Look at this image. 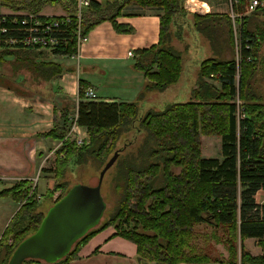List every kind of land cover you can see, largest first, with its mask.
<instances>
[{
  "label": "trees",
  "instance_id": "1",
  "mask_svg": "<svg viewBox=\"0 0 264 264\" xmlns=\"http://www.w3.org/2000/svg\"><path fill=\"white\" fill-rule=\"evenodd\" d=\"M258 1V8L242 17L243 21L224 17L229 25L222 24L219 17L187 12L182 0L90 2L81 15V37H87L104 22L120 34H132L134 29L117 22L131 5L163 11L159 44L139 51L134 65L146 78L145 93H163L180 81L184 56L174 43L175 38L182 39L180 30L184 25L197 34V41L199 37L205 39L217 57L201 62L197 88L188 102L148 110L138 102L84 100L88 84L79 81L74 123L85 129L87 144L83 141L78 145L69 139L71 101L61 100L62 122L38 135L65 145L55 154L53 168L46 170L54 174L53 191L63 188L57 179L64 172L74 170L73 167L80 169L89 162L101 166L114 147L124 143V148L110 168L113 173L108 197L113 207L108 219L54 264L69 263L93 236L109 227L116 230L117 236L135 243L139 259L150 264H264V253L254 256L244 245L255 239L264 252V205L255 199L264 191V96L256 87L257 73L264 70V0ZM56 4H62L71 17L61 37L65 43L51 52L10 48L2 43L7 35H0V87L23 98L49 99L50 94L54 96L49 88L51 80L64 71L72 72L49 58L76 55L77 1L0 0V8L31 15H39L42 7ZM21 15L2 16L7 24L0 22V28L11 26L10 21ZM40 18L51 21L61 17ZM236 23L241 24V36L234 32ZM223 52L234 56L228 58ZM208 78L220 82L221 89L208 83ZM237 98L244 102L248 116L240 122ZM201 136L221 138L223 160L202 157ZM60 154L65 155L64 160ZM64 189L52 205L63 197L67 187ZM53 191L45 195L50 201ZM35 196V189L25 180L0 191V197L19 205L0 237V264H8L15 248L39 228L46 213L38 211ZM214 244L224 245L227 259L212 255ZM23 264L46 263L26 260Z\"/></svg>",
  "mask_w": 264,
  "mask_h": 264
},
{
  "label": "crops",
  "instance_id": "2",
  "mask_svg": "<svg viewBox=\"0 0 264 264\" xmlns=\"http://www.w3.org/2000/svg\"><path fill=\"white\" fill-rule=\"evenodd\" d=\"M182 1L187 12L200 16L219 17L217 20H221L222 24H225L227 22L224 21V17L232 20L248 16L247 7L252 0ZM92 2L103 4L104 0H92ZM61 5H46L40 10L39 16L49 18L66 16L67 12ZM20 14L24 13L0 8V16ZM162 15L163 11L159 9L128 6L123 10V14L117 19V22L134 29L132 34H120L113 29L110 23L104 22L89 33L85 41L77 47L76 55L73 57L51 56L50 62L60 65L62 69H72V72L64 71L62 75L53 78L49 83L50 92L54 93L53 90L59 88L62 95L75 101L78 98V83L84 81L88 87L93 89L99 102H138L143 105L144 110L173 103L169 101L160 104L155 100L163 96L174 85L163 93H145L146 78L141 72L134 69L138 52L151 49L159 44ZM227 24L229 25V23ZM234 25L236 26L234 28L236 36H241V24ZM205 45V48H209L207 43ZM197 48L199 50L197 53H201V48H204V45H198ZM129 53H133L134 56L130 57ZM211 53L213 58L217 57L214 50H211ZM222 55L228 58L234 56L230 52H223ZM196 57L197 62L201 64L207 56L203 54L198 57L196 54ZM198 74L199 70L195 84L190 89L191 98L193 90L197 88ZM206 81L219 90L222 87V84L214 79L208 78ZM51 97L50 94L49 99L47 97L43 99L23 98L0 87V191L17 181L25 180L29 182L32 189H35L36 195L42 197L43 194L37 191V187L32 186L33 180L40 172L45 173L42 176L40 174L42 177L40 184L44 193L47 194L52 190L51 179L49 180V173L46 170H49V157L55 150L51 146L60 142L38 137V135L49 132L53 127V100L49 103ZM74 110L76 111V108ZM81 129L83 128L76 126L74 131ZM69 139H71V135ZM208 140L211 141V138ZM208 154L206 155L211 156ZM204 156L205 153L202 157L208 159ZM219 160H223V157ZM261 195L264 198V191H260L255 199L258 200ZM18 209L19 205L11 199L0 197V237ZM116 233V230L111 227L97 233L67 264H150L139 259L135 243L117 236ZM250 240L255 241V239ZM248 241L245 242L246 247H248ZM248 249L250 250L249 247Z\"/></svg>",
  "mask_w": 264,
  "mask_h": 264
},
{
  "label": "rangeland",
  "instance_id": "3",
  "mask_svg": "<svg viewBox=\"0 0 264 264\" xmlns=\"http://www.w3.org/2000/svg\"><path fill=\"white\" fill-rule=\"evenodd\" d=\"M135 6H137V5H135ZM183 28L184 27H182V29L180 30V34L182 36L181 37L182 39L176 40V38H175V43H174V45H176V47L178 48V51H180L182 53V55L184 56L183 74H182V77H181V79L177 85H174L172 88L167 90V92L163 96H160L158 99L155 100V102L158 101L160 104L164 103V102H169V101H171L173 103L188 102L191 99L190 89H192L194 84H195V81L197 78V73H198V70L200 67V63L197 62L196 54H198V57H200L204 54L207 56L206 59H210L213 57V55L210 51V48H205L206 47V45H205L206 40L205 39H202L201 37H199L200 40L197 41L196 40L197 34H194L192 31L189 32L186 28H184V29H186L184 31ZM235 28H236V26H235ZM198 45H200V46L204 45V48H201V50H202L201 53H197V51L199 52V50L197 48ZM262 47L264 50V44ZM257 79L259 81V84L256 86L258 89V92L260 94H263V96H264V70L260 71V72L258 71ZM53 91H54V93H53L54 96L49 100V103H50V101L52 102V100H53L52 104H53V109H54V111H53V114H54L53 125H54V124H58V123L60 124L62 122L61 108L63 105L61 104V100L68 98V97H65L64 95H62L63 93H61L59 88H55V90H53ZM158 95H161V94H158ZM35 97L40 98L39 96H35ZM84 100L96 101L97 97L95 96V98L92 100L84 98ZM70 101H71V106H70L71 112L69 114L68 119L72 122L71 124L73 127L74 122L76 121V118H77L76 111H77V105L79 103V99L77 98V99H75V101H72V100H70ZM74 108H76V111L73 110ZM146 109H148V108H146ZM56 119H57V121H56ZM72 127H71V131L73 132V134H71L70 140L75 141L76 139H79V140L82 139V142L84 141L85 144H87L88 143V135H87L85 129L83 128L81 130L74 131V128H72ZM210 138H211V141L208 140ZM201 142H202V152H203V155L205 153V156H204L205 158H208V159L222 158L220 137H217V136H210V137L201 136ZM51 147L55 148V150L60 151V150L64 149L63 147H65V145L61 144V142H60V143L54 144ZM123 148H124V143L119 144L116 147H114L113 151L108 156V159L105 162L107 163L109 161V159L113 156L114 153L119 152ZM55 150L53 151L54 155L52 154L49 157V169L53 168V166H54V161L56 158L55 153L58 152V151L55 152ZM49 152H50V150H49ZM206 154L211 155V156H207ZM62 156H63V154H60L59 158L61 157L60 159L64 160L65 155L63 157ZM105 164H103V165L101 164V166H100L99 164L89 162L86 166H84L80 169H78L77 167H75V168L73 167L74 170H71L67 173L64 172L63 176H60L57 179L58 182L60 181L63 188L56 190V191L50 190V191H53L51 201H50L49 197H45L46 194L44 193V189L42 188V186L40 184L41 178H42L41 176H42V174H45V173L40 172L41 176L38 173L37 177H35L36 181L33 180V182H32V186L37 187V191L40 194H43V196H42L43 198L40 197L38 199V196L37 195L35 196V201L39 205L38 211H40L42 213H46L48 208L53 206L52 202L56 201L58 199V197L63 192H65L64 187H67V191H68L74 185L95 186L97 184L99 173L103 169V166H105ZM112 171L113 170L110 169L105 174V177L103 178V181H102L103 184L101 185V194H102L101 196H102V198L106 204V210L104 212L103 218L100 221L99 225L102 224L103 221L108 219V214L112 211V207H113V203H112L113 201H112V199H110L108 197V182L112 176V173H113ZM50 179H51V183H52L51 188L53 189L54 180H55L54 174L49 173V180ZM263 200L264 199L261 195L258 197V200H256V201L258 203H263ZM263 205H264V203H263ZM97 227H99V226H97ZM244 245H245V243H244ZM247 246L250 248L251 253L254 256L262 255L264 253L263 249L258 246L257 240H255V241L249 240ZM245 247H246V245H245ZM248 247H246V248L248 249ZM240 249H241V242H239V244H238L239 253H241ZM211 252H212V255L218 259H227L229 256L224 245L214 244Z\"/></svg>",
  "mask_w": 264,
  "mask_h": 264
},
{
  "label": "water",
  "instance_id": "4",
  "mask_svg": "<svg viewBox=\"0 0 264 264\" xmlns=\"http://www.w3.org/2000/svg\"><path fill=\"white\" fill-rule=\"evenodd\" d=\"M114 153L100 171L95 186L74 185L46 212L37 231L13 251L8 264L37 260L54 264L66 257L73 246L103 218L106 204L101 185L106 172L117 162Z\"/></svg>",
  "mask_w": 264,
  "mask_h": 264
},
{
  "label": "built area",
  "instance_id": "5",
  "mask_svg": "<svg viewBox=\"0 0 264 264\" xmlns=\"http://www.w3.org/2000/svg\"><path fill=\"white\" fill-rule=\"evenodd\" d=\"M92 0H77L76 5V11H75V18L77 20V47L81 45L86 37L80 36V20L81 15L84 13L86 8L89 6L90 2ZM260 5V2L258 0H252L250 4L247 7V13L250 15L253 13L258 6ZM1 24H7V19L4 17H0ZM235 20V18H233ZM71 22V17L69 15L63 16L58 20H51L49 19H42L39 15H31L29 13H25L21 15V18H14L10 21L11 26H2L0 28V35H7L6 38L2 41L4 45L9 46L10 48H32L36 49L37 51H46L51 52L55 51L60 45L64 44L65 42H62L63 37L62 35H65L66 33V26ZM14 27V28H10ZM13 33L15 36H13ZM69 56V57H73ZM130 57H133V53H129ZM240 71V69H239ZM240 77V74L238 72L237 79ZM213 78V76H212ZM84 96L85 98L92 100L95 98V93L92 88L88 87L84 90ZM236 104L238 106V112H237V119L238 121H244L247 119V113L245 110L244 102L237 98ZM76 124L74 123L75 130ZM73 134V132L70 130V134ZM75 142L78 145L82 144V139H76ZM56 151V150H55ZM36 181V180H35ZM34 190V188L32 189ZM40 197L38 196V199ZM264 199V198H263ZM264 203V200H263ZM261 203V205H263ZM260 204V203H259Z\"/></svg>",
  "mask_w": 264,
  "mask_h": 264
}]
</instances>
